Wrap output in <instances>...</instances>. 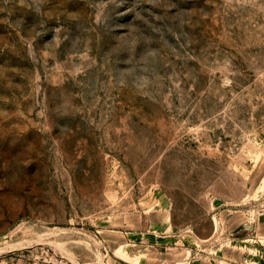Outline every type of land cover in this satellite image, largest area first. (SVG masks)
<instances>
[{
	"label": "rangeland",
	"instance_id": "obj_1",
	"mask_svg": "<svg viewBox=\"0 0 264 264\" xmlns=\"http://www.w3.org/2000/svg\"><path fill=\"white\" fill-rule=\"evenodd\" d=\"M264 264V0H0V258Z\"/></svg>",
	"mask_w": 264,
	"mask_h": 264
},
{
	"label": "built area",
	"instance_id": "obj_2",
	"mask_svg": "<svg viewBox=\"0 0 264 264\" xmlns=\"http://www.w3.org/2000/svg\"><path fill=\"white\" fill-rule=\"evenodd\" d=\"M0 264L14 263L7 259L0 258ZM24 264H61V261L58 260V255H50L48 252H46L28 256Z\"/></svg>",
	"mask_w": 264,
	"mask_h": 264
}]
</instances>
